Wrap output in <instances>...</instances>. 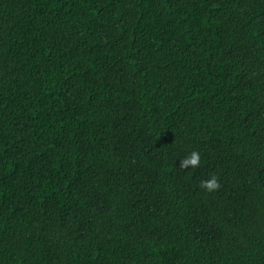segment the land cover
Listing matches in <instances>:
<instances>
[{"label":"trees","instance_id":"obj_1","mask_svg":"<svg viewBox=\"0 0 264 264\" xmlns=\"http://www.w3.org/2000/svg\"><path fill=\"white\" fill-rule=\"evenodd\" d=\"M0 264H264V0H0Z\"/></svg>","mask_w":264,"mask_h":264},{"label":"clouds","instance_id":"obj_2","mask_svg":"<svg viewBox=\"0 0 264 264\" xmlns=\"http://www.w3.org/2000/svg\"><path fill=\"white\" fill-rule=\"evenodd\" d=\"M200 161V156L196 151H193L191 153V157L188 160L182 161L181 166H187V165H192L196 166L199 164ZM201 187L206 191V192H213L217 190L220 187V184L218 182V179L216 175H212L210 178L202 181Z\"/></svg>","mask_w":264,"mask_h":264}]
</instances>
